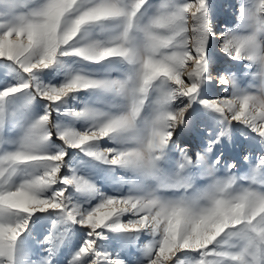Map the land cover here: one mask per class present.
Listing matches in <instances>:
<instances>
[{
    "label": "snow or ice",
    "instance_id": "obj_1",
    "mask_svg": "<svg viewBox=\"0 0 264 264\" xmlns=\"http://www.w3.org/2000/svg\"><path fill=\"white\" fill-rule=\"evenodd\" d=\"M231 8L0 0V264H264V0Z\"/></svg>",
    "mask_w": 264,
    "mask_h": 264
},
{
    "label": "rangeland",
    "instance_id": "obj_2",
    "mask_svg": "<svg viewBox=\"0 0 264 264\" xmlns=\"http://www.w3.org/2000/svg\"><path fill=\"white\" fill-rule=\"evenodd\" d=\"M212 4V10L214 13V22L218 28H223L225 26L236 27L238 21L231 8L232 0H210ZM185 139H188L193 145L196 143V139L191 134H186ZM229 155L233 158L239 160V148L232 150L227 149ZM73 166L78 165V159L73 162ZM133 262L136 260V256L132 255L129 257Z\"/></svg>",
    "mask_w": 264,
    "mask_h": 264
}]
</instances>
